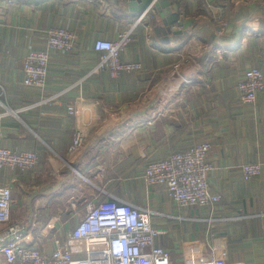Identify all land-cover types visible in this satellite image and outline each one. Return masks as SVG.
<instances>
[{"label": "crops", "instance_id": "obj_1", "mask_svg": "<svg viewBox=\"0 0 264 264\" xmlns=\"http://www.w3.org/2000/svg\"><path fill=\"white\" fill-rule=\"evenodd\" d=\"M128 1L0 0V110H12L0 142L40 158L34 169H0L14 199L0 233L20 223L25 239L51 251L91 203L117 199L151 211L157 243L174 264H213V247L230 261L264 264V91L246 104L238 90L247 69L264 72V0H169L165 18L151 8L133 13ZM167 18L186 34L163 31ZM134 22L121 55L143 68L89 75L100 57L95 41L116 40ZM55 26L74 31L80 47L51 50L45 89L25 86L23 58L44 49ZM80 80L54 103L28 107ZM78 129L85 140L70 153ZM203 141L213 144L214 208L181 207L146 182L151 160ZM250 161L263 168L246 181L241 168Z\"/></svg>", "mask_w": 264, "mask_h": 264}, {"label": "built area", "instance_id": "obj_2", "mask_svg": "<svg viewBox=\"0 0 264 264\" xmlns=\"http://www.w3.org/2000/svg\"><path fill=\"white\" fill-rule=\"evenodd\" d=\"M135 24L129 25L116 40L99 38L95 41L94 49L100 57L89 75L106 70L112 77H119L124 72L143 68L140 61H127L121 55L132 39ZM46 35V47L29 50L22 63L24 85L41 90L47 85L50 51H72L81 44L74 31L62 26L48 28ZM81 82L45 95L28 107L54 103ZM238 90L242 102L255 103L258 94L264 91L263 70L257 66L247 69L238 81ZM69 111L77 112V108L70 106ZM11 113L8 107L0 110V132L4 118ZM84 140L85 133L78 129L69 152H77ZM212 146L210 141H203L189 149L173 151L165 158L151 160L145 168L144 179L150 185L163 186L181 207L212 209L221 202V196L212 192L209 183V173L214 168L209 159ZM39 163L37 151L11 149L0 142V169L30 170ZM262 168L259 162L244 163L241 168L244 180L259 176ZM13 201L12 188L0 183V224L11 220ZM24 228L15 223L0 233V264H174L171 252L157 243L162 231L153 226L151 211L117 199H99L96 204L91 203L78 224L63 238H56V246L51 251L25 239ZM213 251V264H245L230 261L225 249L213 247Z\"/></svg>", "mask_w": 264, "mask_h": 264}, {"label": "water", "instance_id": "obj_3", "mask_svg": "<svg viewBox=\"0 0 264 264\" xmlns=\"http://www.w3.org/2000/svg\"><path fill=\"white\" fill-rule=\"evenodd\" d=\"M128 4L130 11L133 13L143 14L151 8L153 11L160 12L163 18L166 17L168 8H170L171 6L169 0H129ZM164 20H165L164 26L161 27L163 31H169L172 32L173 34H178V35L186 34V31H183L182 29H176L173 31L172 27L170 26L173 25L175 20L173 21L171 18H167ZM157 31L159 30L157 29Z\"/></svg>", "mask_w": 264, "mask_h": 264}]
</instances>
